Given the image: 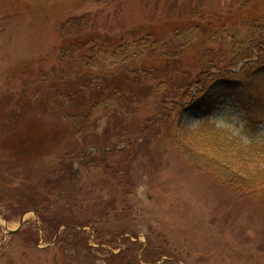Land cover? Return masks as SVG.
Segmentation results:
<instances>
[{"label": "rangeland", "instance_id": "obj_1", "mask_svg": "<svg viewBox=\"0 0 264 264\" xmlns=\"http://www.w3.org/2000/svg\"><path fill=\"white\" fill-rule=\"evenodd\" d=\"M263 1L252 0L254 16L228 29L242 39L258 29L260 37ZM194 2L0 0V264H264V210L257 202L189 167L168 141L141 134L158 116L157 100L175 92L168 85L183 82L159 71L161 81L153 75L142 88L135 85L132 71L148 68L143 59L125 61L127 51L115 48L187 17ZM245 2L205 0V6L212 16L224 12L221 18ZM76 16H89L93 32L106 36L89 68L79 56L73 63L61 56L67 44L60 28ZM226 59L230 64L229 53ZM82 75L86 82H79ZM159 83L166 85L153 96ZM106 99L112 103L100 107ZM241 100L254 112L241 109ZM89 101L99 108L86 120ZM248 116L264 132V85L215 108H187L179 125L240 135ZM120 233L136 244L129 252L117 242Z\"/></svg>", "mask_w": 264, "mask_h": 264}, {"label": "trees", "instance_id": "obj_2", "mask_svg": "<svg viewBox=\"0 0 264 264\" xmlns=\"http://www.w3.org/2000/svg\"><path fill=\"white\" fill-rule=\"evenodd\" d=\"M261 4L264 6V1ZM205 5V0H196L187 12V17L183 18L185 20L177 19L164 23L162 29L149 27L136 41L115 48L119 53L127 51V55H121L125 61L143 59L144 66L148 68L143 72L132 69L135 85L141 87L142 83L153 75L161 81L159 71L168 75L167 81H175L177 77L183 82L168 85L175 92L157 100L160 101L156 114L158 116L147 124L141 134L151 133L155 142L168 141L189 167L216 178L241 198L257 202L258 207L264 210V132H261L258 121L250 116L245 117L242 120L245 124L240 135L223 130L216 131L213 126H203L198 131L184 130L179 125L181 113L187 108L194 111L209 105L215 108L221 105L224 99L238 96L240 93L257 94L264 85V62L261 58L253 56L254 50L264 55V29L258 38V29H253L242 39L238 37L239 32L231 31L227 27L229 24L236 26L238 21L245 23L254 16L252 0H246L239 12L221 18L218 15L224 12L212 16L207 13ZM95 26L96 22L89 19V16L67 19L60 28V34L67 44L61 51L62 58L73 63L79 56V61L83 59L87 68L95 65L96 53L103 52L106 47V36L94 33ZM159 34L164 38H158L162 37ZM228 53L230 64H226ZM114 54L119 58V54ZM224 60L226 62L223 63ZM228 65L241 67L237 71ZM254 65L261 68L260 71L252 73L250 77L243 76L242 72L249 71ZM82 76L79 82H86V77ZM70 81L77 80L71 78ZM165 85L166 83L154 85L158 87L149 93L159 96L161 87L163 89ZM91 87L94 86L89 87L93 91ZM112 100H103L99 106L112 103ZM120 102H123V97ZM90 104L88 113L81 116L86 120L99 108L97 105L95 109L94 101ZM240 104L241 109L245 111L255 110L253 104L242 100ZM209 116L212 114L207 117ZM68 117L73 119L75 114L70 113ZM118 237L117 242L121 241L122 245L127 247L126 252H129L131 246L135 247L136 244L130 237L123 238L126 237L125 234L120 233ZM113 243L115 245V239ZM153 255L151 253L149 257L152 259ZM166 256L173 257L170 254ZM162 258L159 257L160 260ZM155 261L151 260L153 264H157ZM169 261L166 264H171Z\"/></svg>", "mask_w": 264, "mask_h": 264}, {"label": "water", "instance_id": "obj_3", "mask_svg": "<svg viewBox=\"0 0 264 264\" xmlns=\"http://www.w3.org/2000/svg\"><path fill=\"white\" fill-rule=\"evenodd\" d=\"M25 223V215H22V218H21V222H20V225H19V229L20 230L22 228V225ZM16 230V231H18ZM16 231H11L8 233V235H11L12 233L16 232Z\"/></svg>", "mask_w": 264, "mask_h": 264}]
</instances>
